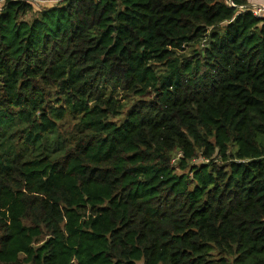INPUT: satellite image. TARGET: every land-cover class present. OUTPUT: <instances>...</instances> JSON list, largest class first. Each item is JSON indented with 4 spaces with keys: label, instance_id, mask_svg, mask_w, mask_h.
I'll use <instances>...</instances> for the list:
<instances>
[{
    "label": "trees",
    "instance_id": "1",
    "mask_svg": "<svg viewBox=\"0 0 264 264\" xmlns=\"http://www.w3.org/2000/svg\"><path fill=\"white\" fill-rule=\"evenodd\" d=\"M37 1L0 0V264H264V16Z\"/></svg>",
    "mask_w": 264,
    "mask_h": 264
},
{
    "label": "crops",
    "instance_id": "2",
    "mask_svg": "<svg viewBox=\"0 0 264 264\" xmlns=\"http://www.w3.org/2000/svg\"><path fill=\"white\" fill-rule=\"evenodd\" d=\"M244 5L242 7L251 9L252 11L262 9L261 15L264 16V0H241ZM230 3V2H229Z\"/></svg>",
    "mask_w": 264,
    "mask_h": 264
},
{
    "label": "built area",
    "instance_id": "3",
    "mask_svg": "<svg viewBox=\"0 0 264 264\" xmlns=\"http://www.w3.org/2000/svg\"><path fill=\"white\" fill-rule=\"evenodd\" d=\"M38 1H39V2H42V0H38ZM38 1H37V2H38ZM43 2H49V1L46 0V1H43ZM261 12H262V9H257V10H254V11H253V14L256 15V16H262V15H261Z\"/></svg>",
    "mask_w": 264,
    "mask_h": 264
},
{
    "label": "rangeland",
    "instance_id": "4",
    "mask_svg": "<svg viewBox=\"0 0 264 264\" xmlns=\"http://www.w3.org/2000/svg\"><path fill=\"white\" fill-rule=\"evenodd\" d=\"M55 1H56V0H49L48 3H50V2H51V3H55ZM37 3H39V5H44L43 3H45V2H43V1H42V2H39V1H38ZM195 162H196V163H202V162H204V160H203V159H198V160H196Z\"/></svg>",
    "mask_w": 264,
    "mask_h": 264
}]
</instances>
